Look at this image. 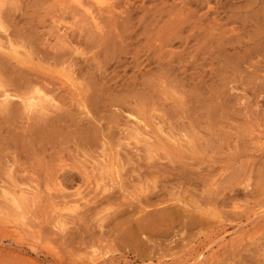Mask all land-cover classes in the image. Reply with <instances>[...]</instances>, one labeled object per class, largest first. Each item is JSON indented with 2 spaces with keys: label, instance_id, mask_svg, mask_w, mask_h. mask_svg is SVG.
<instances>
[{
  "label": "rangeland",
  "instance_id": "374dc122",
  "mask_svg": "<svg viewBox=\"0 0 264 264\" xmlns=\"http://www.w3.org/2000/svg\"><path fill=\"white\" fill-rule=\"evenodd\" d=\"M71 2L0 3V264H264V0Z\"/></svg>",
  "mask_w": 264,
  "mask_h": 264
},
{
  "label": "bare ground",
  "instance_id": "6f19581e",
  "mask_svg": "<svg viewBox=\"0 0 264 264\" xmlns=\"http://www.w3.org/2000/svg\"><path fill=\"white\" fill-rule=\"evenodd\" d=\"M2 1L3 0H0V3H2ZM70 2H71V4H74L75 5V7L77 8V9H79L78 10V12L79 11H81L80 12V14H83L85 17H86V19H88L91 23H92V25L95 27V28H97V23H96V15H95V12L96 13H100V12H105L106 13V11L107 12H109L108 10L112 7V1L113 0H85V1H82V0H69ZM73 6V5H72ZM0 7H1V5H0ZM116 7V6H115ZM114 7V8H115ZM77 9L75 10L76 12H77ZM115 10H116V8H115ZM115 12V11H114ZM104 14V13H103ZM102 14V15H103ZM107 14V13H106ZM112 14H114V13H112ZM101 14H100V16H102ZM98 16H99V14H97V18H98ZM99 16V17H100ZM84 20H85V18H84ZM89 21H86L87 22V24H90V22ZM56 22V21H55ZM92 25L90 26V28L92 27ZM99 28V27H98ZM92 29H93V27H92ZM93 30H95L96 31V29H93ZM94 31V32H95ZM97 32V31H96ZM98 34V33H97ZM3 39V38H2ZM2 42H5V41H1L0 40V49H7V50H9L10 52L11 51H14L13 53H15V54H17V52L12 48V46L9 44V43H2ZM13 44V43H12ZM15 48V47H14ZM18 50H19V48H17ZM16 49V50H17ZM17 50V51H18ZM20 51V50H19ZM12 53V52H11ZM21 54H22V52H21ZM14 55V54H13ZM20 55V54H19ZM17 56V55H16ZM21 56V55H20ZM22 57V56H21ZM70 79V78H69ZM38 95V94H37ZM37 95H35V96H32V97H30V98H27L26 100H24V107H26V110H27V108L28 109H30V110H32V111H34V109H39V110H43L44 109V106H45V103L47 102V100L45 99V98H41V95H38V97H36ZM27 96V95H26ZM14 95H10V93L7 91H1L0 90V107L1 106H3V105H6V104H8L12 99H14ZM28 97V96H27ZM48 105V104H47ZM48 106H50V104L48 105ZM45 110V109H44ZM29 111V110H28ZM130 120V119H129ZM129 120H127V121H129ZM131 120H132V123H133V125L135 126V129H134V132H133V134L129 131V133H131V135H132V137L136 140V142H137V144H140V143H143V144H145V145H147V146H149L150 144H151V142H152V139H153V137H154V139H155V136H154V133L152 132V131H150V129H149V127L150 126H148L147 124H144V123H142V121L140 120V119H138V118H136V117H134V116H131ZM151 128V127H150ZM159 130V129H158ZM132 131V130H131ZM163 132V131H162ZM162 134V133H161ZM129 135V134H128ZM170 135V134H169ZM162 136V135H161ZM164 136V135H163ZM128 137V136H127ZM169 137V136H168ZM173 139H171L170 138V141H175L174 140V137H172ZM158 139V138H157ZM166 139V138H165ZM156 140H153V143L155 142ZM167 141V140H166ZM177 141V140H176ZM175 141V142H176ZM174 142V143H175ZM135 143V142H134ZM152 143V144H153ZM145 145H142V147L144 148V147H146ZM154 145H156V144H154ZM137 147V146H136ZM138 149H139V147H137ZM145 149H148V148H145ZM147 151V150H146ZM149 152H150V148H149V150H148ZM148 151H147V153H148ZM102 157H104V156H102ZM104 160H105V157H104ZM103 160V161H104ZM100 162V161H99ZM119 163H117V165H118ZM106 165H107V163H106ZM110 166V168H109V173H111V175L112 176H116V175H119L118 173H119V171H118V169L116 168V166H115V164L114 165H109ZM101 167H103L102 165H101ZM121 167V166H120ZM108 168V167H107ZM115 168L117 169V171L115 172ZM103 169H104V167H103ZM105 171H106V169H105ZM107 172V171H106ZM111 176V177H112ZM120 176V175H119ZM114 177H112V179L114 180V181H116L117 179H116V177L114 178ZM116 179V180H115ZM121 179V178H120ZM119 180V179H118ZM119 182V181H118ZM121 183V182H120ZM118 184V183H117ZM63 185V184H62ZM22 189V188H21ZM22 190H25V189H22ZM79 191V190H78ZM78 191H76L72 196L73 197H75L76 199H74V201L73 200H71L72 201V203H73V206H76L77 204H78V202L80 201V194H81V192L79 193ZM25 192V191H24ZM8 194H10V193H8ZM28 196V195H27ZM9 198H10V196H9ZM82 200V199H81ZM10 201H11V203L14 205V207L15 208H17V209H20L21 208V206H22V201L23 200H21L20 198H18L17 196H12L11 198H10ZM25 201V200H24ZM29 201V200H28ZM27 201V202H28ZM71 201H70V203H71ZM69 203V202H68ZM25 204V203H24ZM66 205H67V203H66ZM66 207V206H65ZM76 208V207H75ZM63 211V210H62ZM163 213V212H162ZM262 213H264L263 211H262ZM160 214H161V212H160ZM262 215H264V214H262ZM259 214L257 215L256 214V216H255V218L256 217H258L259 218ZM60 217V216H59ZM255 218H253L254 220H255V222H257L256 221V219ZM264 218V217H263ZM263 218L261 217L260 218V220H263ZM254 220H252V221H254ZM255 222H252V225H254L255 224ZM60 226V225H59ZM240 228V227H239ZM261 228V227H260ZM259 228V229H260ZM263 228V227H262ZM15 229V228H14ZM240 229H242V228H240ZM240 229H238V230H240ZM253 230V229H252ZM260 230H262V229H260ZM243 231V230H242ZM244 232V231H243ZM243 232L241 233V234H243ZM252 232V231H251ZM11 233H13L12 235V237H16V239H18L19 240V238H20V236H21V233L19 234L18 233V231H13V232H11ZM248 234H249V232H247ZM257 233H259V232H257ZM256 233V234H257ZM240 233H238V236H237V233L235 234L236 236H234V239H236V240H238L236 237H238L239 239H240V235H239ZM248 234H247V236H248ZM254 235H251V236H253L251 239H253V241H255L254 240V236H256V234L255 233H253ZM242 236V235H241ZM246 235H244V237H245ZM22 237V236H21ZM243 237V236H242ZM243 237V238H244ZM248 237H250V236H248ZM248 237L246 238V239H248ZM256 237H258V235L256 236ZM233 240V239H232ZM242 240V239H241ZM241 240H238V241H241ZM249 240V239H248ZM14 241V240H13ZM21 241V239L19 240V242ZM214 241V240H213ZM212 241V242H213ZM233 241H235V240H233ZM18 242V241H17ZM23 242V241H22ZM232 242V241H231ZM241 242H243V241H241ZM241 242H240V244H241ZM21 243V242H20ZM237 243V242H236ZM207 245H209V244H207ZM212 245V244H211ZM240 246V245H239ZM48 248L49 249H51L52 250V248L51 247H49L48 246ZM47 249V248H46ZM49 249H48V251H49ZM209 249V248H208ZM213 251V250H212ZM218 251V250H217ZM51 253V252H50ZM200 253V252H199ZM210 254V253H209ZM17 255V254H16ZM215 255H216V250H215V252L213 253L212 252V254H211V258H210V260L212 259V258H215ZM204 255H202V254H199L197 257H195L196 258V262L198 263V264H202L201 262L203 261L202 259H204V258H206V257H203ZM217 256V255H216ZM22 258V257H21ZM24 258H26V257H24ZM31 260V259H30ZM99 260L100 259H95V260H93V262H95L96 264H99ZM212 260H214V259H212ZM101 261V260H100ZM32 262V261H31ZM195 262V263H196ZM204 262H205V260H204ZM30 263V262H29ZM187 263V262H186ZM194 263V264H195ZM185 264V263H184Z\"/></svg>",
  "mask_w": 264,
  "mask_h": 264
}]
</instances>
